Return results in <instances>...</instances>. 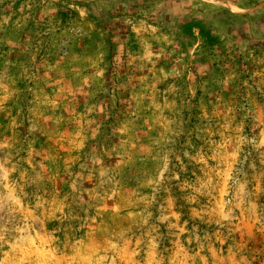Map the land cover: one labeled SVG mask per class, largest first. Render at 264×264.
I'll use <instances>...</instances> for the list:
<instances>
[{
  "label": "rangeland",
  "instance_id": "rangeland-1",
  "mask_svg": "<svg viewBox=\"0 0 264 264\" xmlns=\"http://www.w3.org/2000/svg\"><path fill=\"white\" fill-rule=\"evenodd\" d=\"M0 264H264V0H0Z\"/></svg>",
  "mask_w": 264,
  "mask_h": 264
}]
</instances>
